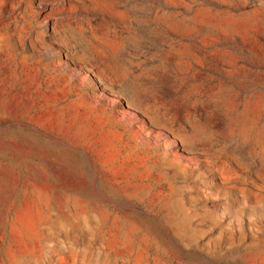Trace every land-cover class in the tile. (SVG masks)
I'll use <instances>...</instances> for the list:
<instances>
[{
	"label": "rangeland",
	"instance_id": "374dc122",
	"mask_svg": "<svg viewBox=\"0 0 264 264\" xmlns=\"http://www.w3.org/2000/svg\"><path fill=\"white\" fill-rule=\"evenodd\" d=\"M0 264H264V0H0Z\"/></svg>",
	"mask_w": 264,
	"mask_h": 264
}]
</instances>
